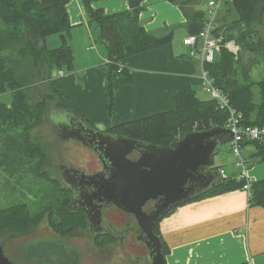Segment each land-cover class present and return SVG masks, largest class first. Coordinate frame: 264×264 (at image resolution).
Instances as JSON below:
<instances>
[{
  "label": "trees",
  "instance_id": "1",
  "mask_svg": "<svg viewBox=\"0 0 264 264\" xmlns=\"http://www.w3.org/2000/svg\"><path fill=\"white\" fill-rule=\"evenodd\" d=\"M69 1L0 0V95H11L10 105L0 102V126L8 132L20 130L22 143L27 148L25 155L31 160L37 159L38 167L46 163V157L41 144L32 137L30 131L39 124L47 104L55 109H69L91 126L67 97L55 90L51 82L55 71L74 69V54L70 46L71 25L66 8ZM97 1L100 0H82L89 24L97 30L99 40L107 49L106 65L109 72L118 71L120 60L169 42L170 36H153L139 23L142 0H127L128 10L110 14L93 7ZM232 11L237 17L230 20L227 16L219 19L213 35L219 38V27L228 26V23L235 33L225 38L220 36L218 58L206 63L205 67L214 85L226 93L231 105L242 113L241 124L261 126L264 124V77L253 79L252 68L255 61H242L238 52L245 50L254 54V58L258 56L261 57L260 60H264V0L227 1L226 15ZM204 21L202 18H195L191 23L195 25V29L191 33H198ZM52 34L59 36L60 44L50 48L46 38ZM231 40L239 46L236 54L225 47L226 42ZM125 71L123 67L119 73ZM37 81V90L42 93V99L36 103L29 96L28 87ZM174 103L175 107L170 111L122 123L108 132L168 146L188 132L207 130L215 125L225 127L226 112L219 108L214 99H200L191 87L178 89L174 94ZM220 140L228 141L230 135L224 134ZM246 143L253 144L256 148L255 156L264 160V141ZM41 174L45 176V172L41 171ZM49 181L55 187L56 202L55 208L48 210L47 220L50 226L64 236L80 229L87 231L84 213L68 209V187L60 178L49 177ZM242 185L243 182L236 178H222L214 188L200 192L192 200L242 188ZM251 192L249 201L264 207V179L252 182ZM37 216L32 215L24 203L10 207L0 205V237L7 232L29 230L34 222L36 224L35 219L37 222L41 219V216ZM154 230L159 235L158 223ZM103 242L100 245L105 243ZM41 244L43 247L38 248L37 255L33 257L30 252L34 246L39 247ZM42 248H45L44 254ZM163 252L165 255L164 245ZM76 254L75 250L57 241H40L36 245L28 243L22 247L25 264H73Z\"/></svg>",
  "mask_w": 264,
  "mask_h": 264
},
{
  "label": "crops",
  "instance_id": "2",
  "mask_svg": "<svg viewBox=\"0 0 264 264\" xmlns=\"http://www.w3.org/2000/svg\"><path fill=\"white\" fill-rule=\"evenodd\" d=\"M209 1L142 0L141 26L153 36H170V40L120 60L126 71L111 73L107 49L89 24L82 0H70L66 8L74 69L63 75L55 71L52 86L101 131L174 109V94L180 88L191 87L197 96L206 93L201 63L188 55L190 46L183 44V38L192 34L195 18L204 21ZM93 7L110 14L128 10L129 4L127 0H101ZM226 16L221 13L219 19ZM218 51L214 54L219 55ZM243 151L251 181L263 180L264 160L255 156V146L245 142ZM215 171L221 179L236 178L238 173L236 164ZM158 233L166 248L165 264H264V207L251 203L241 188L173 207L159 221Z\"/></svg>",
  "mask_w": 264,
  "mask_h": 264
},
{
  "label": "water",
  "instance_id": "3",
  "mask_svg": "<svg viewBox=\"0 0 264 264\" xmlns=\"http://www.w3.org/2000/svg\"><path fill=\"white\" fill-rule=\"evenodd\" d=\"M51 115L52 131L62 140H76L93 151L101 165L91 174L65 164L57 167L60 180L71 192L68 209L82 210L88 230L94 233L102 230V209L111 204L134 214L141 228L137 240L146 245L151 264H165L155 225L173 207L221 181L211 165L221 150L220 137L230 134L229 130L218 125L194 130L162 146L98 130L69 109L52 107ZM57 115L62 117L56 119ZM132 153L138 155L136 160L128 157ZM151 200L150 210H143ZM4 247L5 241H0V264H17L5 255Z\"/></svg>",
  "mask_w": 264,
  "mask_h": 264
},
{
  "label": "rangeland",
  "instance_id": "4",
  "mask_svg": "<svg viewBox=\"0 0 264 264\" xmlns=\"http://www.w3.org/2000/svg\"><path fill=\"white\" fill-rule=\"evenodd\" d=\"M101 1V0H100ZM230 0H223L222 7L218 12L215 20V24H218L219 15L225 13V4ZM236 13L232 11L228 13L227 18L235 19ZM259 29L262 30L261 27ZM235 30L231 27L230 23L228 26H220L219 38H225L231 34H234ZM48 37V46L55 47V43L60 44V38L56 34H52ZM200 45L202 40H200ZM97 45L101 46L102 43L97 40ZM239 58L242 61H255L252 68V77L255 80L264 77V60H260L258 56L254 58V54L248 51H239ZM218 54L215 53L213 60L217 59ZM255 59V60H253ZM64 73L68 71L65 69ZM37 82H33L29 89V96L32 101L39 102L42 99V93L37 90ZM200 99L208 97L207 93H198ZM0 102L10 105L11 95L5 93L0 95ZM51 110L52 106L48 104L44 107L43 113L40 118L39 124L31 129L32 137H35L42 146L45 153L46 163L41 164L38 167V160H31L25 155L26 146L23 145V137L19 134L20 130L15 129L14 131H4L0 126V205L2 207H10L15 204L24 203L27 205L30 213L34 216H41V219L32 224L31 228L27 231L18 232H7L6 235L0 237V241L6 243V254L9 259L17 264H25L23 262L22 247L25 244L36 245L40 241H48L53 243L66 244L70 249L75 250L77 253L76 264H107V260L112 256L115 257L117 253L112 255L105 254V251H98L92 248V240L90 234L85 230H77L66 236L57 233L48 223L47 214L48 210L55 208L54 199V185L49 181V177L59 178L57 167L61 164H65L88 173L92 172L91 168L87 165L88 154H96L90 151L73 140H62L52 131L51 121ZM54 115V114H53ZM56 115V114H55ZM61 115H57L55 118H60ZM243 151V148H242ZM246 155V153L243 151ZM247 156V155H246ZM98 159V158H97ZM236 164V156L230 150L229 142H225L221 146V150L213 156V164L211 168L217 170L220 166H234ZM41 171L45 172V176H41ZM94 171V170H93ZM37 216V217H38ZM58 221V218H57ZM39 247L34 246L30 254L35 257L36 251ZM45 248H42L44 254ZM111 255V256H110ZM126 263H133L135 257L125 253L122 257ZM122 261V260H121ZM27 264V263H26ZM42 264H44L42 262Z\"/></svg>",
  "mask_w": 264,
  "mask_h": 264
},
{
  "label": "built area",
  "instance_id": "5",
  "mask_svg": "<svg viewBox=\"0 0 264 264\" xmlns=\"http://www.w3.org/2000/svg\"><path fill=\"white\" fill-rule=\"evenodd\" d=\"M221 4L222 0H210L207 3L206 18L201 30L196 34H189L183 38V44L190 46L188 55L201 63L200 76L203 90L211 99L217 102L220 109L226 112L225 128H227L230 133V150L236 156V167L238 169L236 179L243 182L241 189H243L247 193L248 198H250L252 196V181L248 175L250 164L242 148L245 142L264 141V124L261 126H243L241 124L242 113L231 105L229 96L214 85L205 67L206 63H210L213 60L214 52L218 51L220 48V39L214 37L213 32L215 30V20ZM200 40H202V43L199 46L198 43ZM225 47L234 54L239 50V46L232 40L226 42ZM106 63H108V60ZM122 69L123 67L119 66L117 72L119 73ZM57 74L63 75L64 71L59 70ZM220 173L223 174V170H221Z\"/></svg>",
  "mask_w": 264,
  "mask_h": 264
},
{
  "label": "flooded vegetation",
  "instance_id": "6",
  "mask_svg": "<svg viewBox=\"0 0 264 264\" xmlns=\"http://www.w3.org/2000/svg\"><path fill=\"white\" fill-rule=\"evenodd\" d=\"M69 140H73V139H69ZM73 141L79 144L78 141L76 140ZM128 157L132 160H136L138 158V155L132 153ZM97 158L92 154L90 155L88 154V159L86 163L88 167L91 168L92 171L89 174L101 169L100 161ZM70 202H71V192H70ZM153 203H154L153 200L147 202L143 207V210L148 212ZM75 211H82V210H75ZM101 226H102V230L98 233H94L88 230V228H87V232L91 236V240L93 242L92 248L94 250L105 251L104 253L107 255H109V253H111L112 255H114V253L118 254L115 257V259L112 258V256L110 255L111 257L107 259L108 261L109 260L110 261L107 264H151V261L147 257L148 249L146 245L142 241L137 240V235L141 230V228L134 214L128 213L122 210L121 208L115 206L114 204H111L110 207L108 208L105 207L102 209ZM86 227H87V219H86ZM101 242H103L104 244L100 245ZM125 253L134 256L135 261H133V263H126L125 261H123L122 257ZM76 261H77V256L75 257V260H73V264H76Z\"/></svg>",
  "mask_w": 264,
  "mask_h": 264
}]
</instances>
